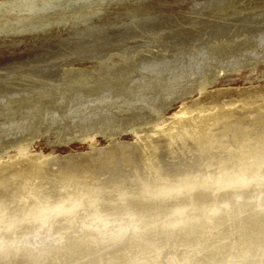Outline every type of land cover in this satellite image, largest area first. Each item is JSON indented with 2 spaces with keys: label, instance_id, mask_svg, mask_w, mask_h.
Listing matches in <instances>:
<instances>
[{
  "label": "bare ground",
  "instance_id": "6f19581e",
  "mask_svg": "<svg viewBox=\"0 0 264 264\" xmlns=\"http://www.w3.org/2000/svg\"><path fill=\"white\" fill-rule=\"evenodd\" d=\"M22 1L25 0H0V10ZM253 39L245 49L226 54L230 63H236L238 55L241 60L246 59L240 51L264 55V30L256 33ZM218 60L228 59L218 57ZM260 61L264 58L257 63ZM105 62H93V66L102 67ZM140 65V68L157 71L150 73L155 77L166 68L162 62L154 61V57L140 60ZM69 66H65L62 74H70ZM81 66L84 65L81 63ZM234 70L240 72L241 67ZM219 75L206 77L185 88L181 92L183 97H177L180 100L175 111H169L168 104H153L152 114L135 122L127 119V112L133 111L125 106L135 104L137 96L154 93L155 99L161 97V86L132 80L122 89L118 83L120 90L97 92L99 88L92 89L96 94L112 93L110 97L118 99L131 95L133 100L122 105L109 103L111 98L86 102L83 95L89 94L90 89L78 90L75 95L70 92L71 96L66 97L71 101H68L70 107L58 106V109L85 116L65 119L64 126L71 128L69 139H82L91 149L82 147L63 153L57 147L35 148L28 142L31 135L0 143V202L10 211L29 206L34 202L33 197L55 202L73 195L84 197L87 205L88 199L99 190L102 193L97 205L99 213L111 223L120 225L119 228L100 227L92 218V210L87 208L75 217H57L40 229L25 228L20 236L22 247L12 252L0 251V264H143L150 259L168 264L173 255L186 258L188 264H231L240 257H245L247 264H264V187L252 186L223 193L221 199L233 201V210L229 215L214 218L211 224L200 219L183 230H156L145 235L135 233L126 220L129 214L138 218L163 217L175 206L136 198L144 184L160 176L176 178L215 172L221 167L245 173L252 170L258 159H264V84L249 81L248 85H217ZM49 78L54 80L55 74ZM44 83L48 84L46 79ZM35 90L29 91L30 96ZM2 93L8 96L9 90ZM15 93L4 101L14 100L19 94ZM19 102L21 105L25 100ZM45 109L39 113L41 116L47 113ZM129 130L135 136L130 140L122 138ZM100 137L108 141L102 143ZM121 192L129 193V199L123 204L118 200ZM195 199L206 202L210 197L207 193H197ZM182 203L177 201L176 205Z\"/></svg>",
  "mask_w": 264,
  "mask_h": 264
},
{
  "label": "rangeland",
  "instance_id": "374dc122",
  "mask_svg": "<svg viewBox=\"0 0 264 264\" xmlns=\"http://www.w3.org/2000/svg\"><path fill=\"white\" fill-rule=\"evenodd\" d=\"M262 30L264 0H25L0 10V143L31 135L28 142L35 148L57 147L63 153L91 149L82 139H69L71 128L63 122L85 115L58 109H68L71 103L66 97L78 90L90 89L83 95L86 102L111 98L109 103L122 105L133 100L131 95L118 99L92 89L115 90L119 84L122 89L132 80L161 86V97L155 99L154 93L137 96L135 104L125 106L133 111L127 112V119L135 122L150 116L153 104H168L169 111H175L177 97H183L185 88L216 74H220L217 85L264 84V61L257 63L264 58L262 53L240 51L246 59L238 55L236 63H230L226 55L245 49ZM153 57L166 66L156 77L150 73L157 71L140 68V60ZM102 61L107 67L93 66ZM65 66L70 67V74H62ZM238 66L240 72L234 70ZM48 71L55 74L54 80ZM31 88H36L33 96ZM8 90V96L2 93ZM10 90L12 96L15 91L19 94L5 102ZM21 100L25 102L20 105ZM43 108L47 113L41 116ZM134 136L129 130L121 137L130 140ZM101 138L102 143L108 141Z\"/></svg>",
  "mask_w": 264,
  "mask_h": 264
},
{
  "label": "clouds",
  "instance_id": "9594fccd",
  "mask_svg": "<svg viewBox=\"0 0 264 264\" xmlns=\"http://www.w3.org/2000/svg\"><path fill=\"white\" fill-rule=\"evenodd\" d=\"M264 187V159H258L251 171L241 173L230 169L219 168L215 172H198L176 178L158 177L154 182L144 184L136 198L148 203H171L175 206L163 217H148L129 214L126 220L135 233L147 235L150 231L183 230L194 220L204 219L209 224L214 218L231 214L234 203L221 199L225 192H238L249 187ZM197 193H207L210 199L198 202ZM102 193L97 190L93 198L85 204L84 197L69 195L65 199L53 202L48 198L33 197L29 206L10 211L8 206L0 202V251L12 252L22 247L21 233L25 228L40 229L57 217H75L86 208L92 210V218L102 228H119L106 220L98 211ZM129 193L118 194L120 203H126ZM177 201H183L176 205ZM239 203V201H236ZM143 225V227H142ZM143 264H158L156 260H145ZM168 264H188L186 258L175 255L169 257ZM231 264H247L245 257L231 261Z\"/></svg>",
  "mask_w": 264,
  "mask_h": 264
}]
</instances>
